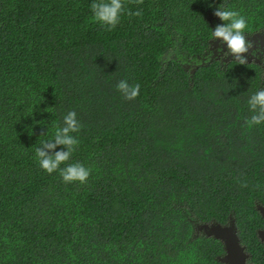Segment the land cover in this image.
Wrapping results in <instances>:
<instances>
[{
    "label": "trees",
    "instance_id": "trees-1",
    "mask_svg": "<svg viewBox=\"0 0 264 264\" xmlns=\"http://www.w3.org/2000/svg\"><path fill=\"white\" fill-rule=\"evenodd\" d=\"M261 29L264 0H0V264H224L197 226L231 219L259 255L264 76L210 48Z\"/></svg>",
    "mask_w": 264,
    "mask_h": 264
},
{
    "label": "flooded vegetation",
    "instance_id": "flooded-vegetation-1",
    "mask_svg": "<svg viewBox=\"0 0 264 264\" xmlns=\"http://www.w3.org/2000/svg\"><path fill=\"white\" fill-rule=\"evenodd\" d=\"M219 32L220 30L218 31L216 30L215 38L213 39V41H211L212 44V47L210 48L212 49L211 54L214 55L215 58L221 59V61L225 63V65H227L232 61H239L248 65H252V64L259 65L261 68V74H263L264 76V50H263L264 47H262V43H264V29H261L250 35L245 34L244 38H242L245 39L244 41H241L242 39L236 40L235 36L233 35L230 36L228 34H224V32L223 34ZM257 33H260L261 35L255 38L254 35ZM226 37L230 38L231 40H227ZM237 56L240 57L239 60H237ZM259 205L264 206L263 204H259ZM260 215L262 218V225L257 230V235L259 241L263 246V249L259 251V255H256L255 253L251 252L248 245L239 237L240 244L244 249V253L247 255V258L245 259L247 264H264V240L260 236L261 233L264 234V216L261 214V212ZM231 221L235 222L233 219H231L228 224L225 225L221 224V225L230 226ZM204 224H208V223H204ZM213 224H219V223H211L208 225H213ZM201 225L203 224H199L197 228H199V226ZM235 225L239 236V229L237 227L236 222ZM197 231L203 233V231L199 229H197ZM225 254L222 255L221 257L225 256Z\"/></svg>",
    "mask_w": 264,
    "mask_h": 264
},
{
    "label": "water",
    "instance_id": "water-1",
    "mask_svg": "<svg viewBox=\"0 0 264 264\" xmlns=\"http://www.w3.org/2000/svg\"><path fill=\"white\" fill-rule=\"evenodd\" d=\"M260 35V33H257L254 36L256 38ZM227 40L231 39L227 38ZM262 47H264V43H262ZM239 59L240 57L237 56V60ZM258 210L264 216V206L259 205ZM198 229L203 231L204 235L208 237H214L224 244L226 254L225 256L219 258L221 262L224 264H247L245 261L247 255L244 253V249L240 244L235 222L231 221L230 226H222L221 224H203L199 226ZM260 236L264 240V234L261 233Z\"/></svg>",
    "mask_w": 264,
    "mask_h": 264
},
{
    "label": "rangeland",
    "instance_id": "rangeland-1",
    "mask_svg": "<svg viewBox=\"0 0 264 264\" xmlns=\"http://www.w3.org/2000/svg\"><path fill=\"white\" fill-rule=\"evenodd\" d=\"M210 57H211V59L215 58V56H214V55H211Z\"/></svg>",
    "mask_w": 264,
    "mask_h": 264
}]
</instances>
